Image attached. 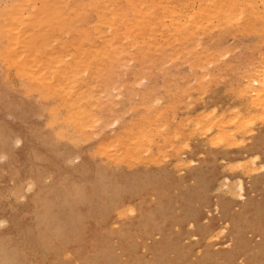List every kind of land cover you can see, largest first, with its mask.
Listing matches in <instances>:
<instances>
[{
	"label": "rangeland",
	"instance_id": "rangeland-1",
	"mask_svg": "<svg viewBox=\"0 0 264 264\" xmlns=\"http://www.w3.org/2000/svg\"><path fill=\"white\" fill-rule=\"evenodd\" d=\"M118 1L131 10L130 24L140 21L131 1ZM220 1L231 12L245 7L248 18L223 10L201 34L180 31L177 43L151 38L119 47V70L108 71L114 79L99 80L101 103L80 110L95 122L84 131L70 119L62 90L48 86L56 76H40L52 73V61L45 71L36 67L51 56L66 71L65 47L79 40L94 10L86 0H70L65 12L53 0H17L36 7L16 15V0H0V129L16 135L14 155L0 151V237L12 230L1 250L16 244L13 264H79L84 249L100 264H264V106L252 90L264 82V13L249 0ZM193 3L199 0H182ZM160 9L142 22L158 20L168 32ZM15 17L25 25L10 32ZM23 35L25 49L45 54L26 71L12 56L24 55L15 41ZM235 116L246 119L231 131L235 141L213 142ZM64 226V236L49 233ZM47 233L49 252L40 240Z\"/></svg>",
	"mask_w": 264,
	"mask_h": 264
},
{
	"label": "bare ground",
	"instance_id": "bare-ground-1",
	"mask_svg": "<svg viewBox=\"0 0 264 264\" xmlns=\"http://www.w3.org/2000/svg\"><path fill=\"white\" fill-rule=\"evenodd\" d=\"M22 1L23 2L26 1L25 3H27V2H30L31 0H21V2ZM53 1H54L53 3L55 4V6L57 5L58 9L61 10V12L67 11L66 9L64 10L63 8L67 7L65 5L69 4L70 0H64V1L63 0H53ZM122 1L123 0H121V2ZM129 1H131L132 7L135 6L136 14L141 15L140 21L136 22L135 25H132V24H130L131 22H129L128 16L130 15L131 10L128 13H126L127 9H125V7L122 8V6H123L122 4H120V3L117 4L119 2L118 0H86L84 7L86 9H93L95 15L90 21H88V24L86 25L85 30L83 29V34L78 38L79 40H75L74 42H72L71 44H69L65 47L66 53L63 55L62 60L70 62V66L66 71L62 70L59 67V61L52 59L51 56H49L47 58V56H45V54H43L42 57L45 56L46 57V60H45V58L43 59L41 57V54L38 53V55H32L33 52H34L33 54H37V53L35 51H32L31 49H29V50L25 49L27 46L30 48V45H28L29 42H27L28 39L25 37L26 35L22 36L23 39L19 38V37L15 39V41H17V39H19V41L21 43L19 46L16 45V43L19 44V42H15V43L13 42L14 39H11L12 42H10V43H12L13 46L15 44L17 46L16 49H18L20 46H21L20 49L23 47L25 51H28L27 52L28 55H26L27 53L25 54L24 50H23L24 55H23V53H22V55H21V53L18 54V56H17V54L15 55L13 52L14 50L10 51L12 48L9 50V48H10V46H12V44H10L9 42L7 43V45L10 44L9 47L7 46L8 51L10 52L9 54H11V52H13L12 56H14V58L15 57L18 58V59L16 58V60L18 63H20L19 65L21 67L23 65H25V66H23L24 70H25L26 66L29 67V68L26 67V70H27V68L29 70L34 68V67H32V68L30 67V66H32L33 62L35 64V65L33 64L34 66L39 65L36 63L37 60L36 61L34 60L33 56H35V59H36V57L42 58V59H40L41 62H39V63H42V67H40L41 65L36 67V68H38V70L40 68V72H42V69L44 70L43 65L46 64V67L48 68L50 61H52L51 62L52 65H50V69H49L50 72H52V73L49 74L46 72H42L43 74L41 73L40 76L43 75L41 78L43 80H45L46 79L45 77L48 78L50 75H53L52 78L47 79L48 81H50V79H54V77L56 76L55 79H57V80L50 81V84H48V86L49 85L54 86V87L62 90V92L66 96L67 103H68V106H69L70 111H71V115H70L71 118L70 119L75 121L81 130L86 131L87 129L92 128L93 123H95L94 121H92L91 124L89 125V123H90L89 119L91 118L90 114H92V113H88V115L86 113L84 115V113H85L84 111H85V109H87V110L89 109L88 111H91V110H93V107H90L91 105L94 106L96 104L98 105L101 103L100 96L102 94V88L99 85V80L102 76H106V75L109 77V79L112 77H115V75H113V76L109 75L112 72V70L109 74H108V71H109V69H115V67H117L119 70V66L116 64L118 61V48L119 47H121L125 44H127L128 46H143L145 44L144 42L146 41L149 43L151 38L154 41L156 38H158V40L159 41L161 40L163 44L169 43V42H172L173 44L177 43V41L179 42L180 39L178 40L175 38L179 35L180 31L184 30L186 33H190L189 29H191L192 31H196L199 34H201L200 33L201 30L205 31L204 29L209 28L208 24L210 22H212V18L215 16L216 13H222L223 10H224V12L228 11L227 13H230L231 9H232L228 6L225 7L223 5H219V2H221L220 0H199V4H196V3L182 4V0H162L161 5H154L150 0H129ZM249 1L254 2L251 5V7L253 8L254 11H256V13H258V14L264 13V0H249ZM16 3L17 4L14 5L15 6L14 9L16 8V11H15L16 15H17V13H16L17 10L23 11L22 9H24V11L28 13L30 11V9L33 7V6L31 7L29 4L27 6L24 4V6L22 8H20V6H19L20 3L17 2V0H16ZM216 3H218V6L216 5ZM61 4H64V6L63 5L60 6ZM17 5L20 9H17L18 8V7H16ZM31 5H34L33 8L35 9L36 5L33 3ZM28 6H30V7L28 8ZM124 6H125V4H124ZM128 6H127V8H128ZM159 7L160 8L175 9L176 13L175 12L174 13H166V10L160 9ZM62 9H63V11H62ZM158 9H160V12L164 13V15L161 18H165V17L168 18L166 20V22L168 23L167 24L168 32H164V33L161 32L162 27L159 26L158 20H154V23L152 25H148V26L144 25V23L146 24V21L148 19H150V17H153L154 10L158 11ZM240 9H246V8L241 7V8L232 10L231 14H229L230 18L231 19L237 18L239 16L240 20L247 19L248 18V13H247L248 9L242 10L240 12V14H238L237 12ZM33 10L30 11V14H32ZM13 12H11V16L14 17V15H12ZM19 13H20V15L23 14L21 12H19ZM19 13H18V15H19ZM21 17L22 16L18 17V19ZM14 19L12 18L10 20L11 23L9 24V27L11 24H14V23H12V21ZM209 20H210V22H208ZM17 21L18 20L16 18L14 22H16L15 24L19 25L20 22L18 21V23H17ZM24 23H26V22L24 21ZM18 25L11 26L9 28L10 32L14 28H16V27L19 28L21 26H24L25 24L21 25V23H20V26H18ZM155 25H158L160 28V29L157 28L158 32L156 31L157 29H156ZM12 27H13V29H11ZM18 30L20 31V28ZM146 35H147V37H146ZM15 37H17V36H15ZM188 38H190V37H188ZM24 41H25V43H23ZM159 41H158V43H159ZM25 44H27V46ZM16 49H15V52L18 53V50H16ZM8 51H7V53H8ZM31 51H32V53H31ZM29 54L31 56H29ZM25 55L28 56V58L25 59L23 57ZM19 58H20V60H19ZM28 59L31 61H29ZM32 59L34 60L33 62H32ZM25 60L27 62H31V63L29 64ZM27 72L30 75L32 73V71H27ZM37 72L38 71H36V73ZM117 72H119V71H117ZM45 73L47 75H44ZM34 75L37 76L38 74H34ZM34 75H32V76H34ZM36 76H35V78L38 79L39 76H37V77ZM57 76H60V78L58 79ZM95 76L98 77V80H96L97 82L93 81V78ZM41 78H39V79H41ZM112 79H114V78H112ZM0 81H1L0 83H3V80H0ZM112 82H115V81L112 80ZM252 90H253V93L255 94V96L261 101V102L259 101V103H260L259 105L261 108V106H264V82H262L261 85H258L256 82H254ZM0 92H2V91H0ZM109 95H112L111 92ZM111 97H113V96H111ZM146 97L144 98V102L149 103L148 100H149L150 96H146ZM151 98H150V103L152 102ZM81 104H83L82 106H84V107H81ZM88 104H91V105L88 108L87 107L85 108V106ZM216 104H218V103H216ZM219 104H221V103H219ZM78 108H79V111H77ZM80 110H82L84 113L80 112ZM235 112L236 113L238 112L237 114H240L239 110H237ZM213 113H216V112L214 111ZM217 113H219V112H217ZM82 116H84V117H82ZM88 116H89V118H87V120H86L85 117H88ZM241 119H244V118H241V117L239 118V116H237V117L235 116L232 119L230 118V120L227 119L229 121L227 123H230L232 128L227 130V132L223 131V132H220L219 134H217V136L215 135L216 137L213 138L212 141L216 142V144L222 143L224 141L234 142L235 141V138H233L234 133L231 131L243 129L244 126H246L245 125L246 119H244V120H241ZM218 121H220V120H218ZM218 121L215 122V124L216 123L218 124ZM223 121L224 120H222V123H223ZM226 121H225V123H226ZM244 121H245V123H244ZM220 123L221 122H219V124ZM4 124H5V122H4ZM91 125H92V127H90ZM3 126L4 125H2V127ZM6 127H8V129H9V127L11 128L12 126L7 125ZM19 127L20 126L17 125V129H16L17 131L16 132L19 133V135H21L20 132L22 130L21 129L22 127H20V130H19ZM240 127H242V128H240ZM144 128H147V126ZM2 130L0 129V151L9 155V156L14 155V153H12V149H11L10 144H11V140L13 139V137L15 135V133H14L15 131L5 130V129H4V131H2ZM21 133H23V132H21ZM235 133H236V131H235ZM227 134H229L231 136H229ZM22 139H24V138H22ZM17 141H19V140H17ZM11 145L13 146V144H11ZM258 145L256 144V147ZM7 165H9V163ZM194 175H196V174H194ZM37 194H39V195L35 196L34 202H37V200H39L41 197L40 191H38ZM73 213H75V212H73ZM75 215H77V214H75ZM66 227L67 226H64L63 228H61L59 232H57L58 230L54 231L57 228L56 229L51 228V231L49 233L56 234L59 237H61V235L64 236ZM9 230L6 229L5 231L7 232ZM78 230H79V228H77V229L74 228V233H77ZM11 231L12 230H10V232ZM6 232L5 233L1 232V233L5 234L7 237H3V236L0 237V264H13V263L17 262V254H16V252L15 253L12 252V250L15 251V249H17L16 244H15V246H13V249H9L8 251H4V250L2 251L1 250L2 244L6 243L8 241H12L10 238L11 234H9L10 232H8L7 234H6ZM40 240H41L43 246L45 247L46 252L47 251L49 252V250L53 249V247L50 244L51 237H49L48 233L45 234L43 237H41ZM13 245H14V243H13ZM15 256H16V258H15ZM106 259H107V257H106ZM77 261L79 262V264H100V263H98V261H96L94 259V257L86 256L85 249L78 254V260Z\"/></svg>",
	"mask_w": 264,
	"mask_h": 264
}]
</instances>
